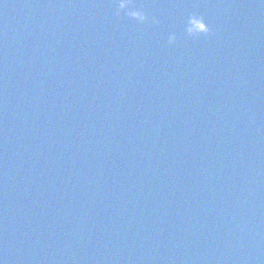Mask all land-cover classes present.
<instances>
[{"label":"water","instance_id":"water-1","mask_svg":"<svg viewBox=\"0 0 264 264\" xmlns=\"http://www.w3.org/2000/svg\"><path fill=\"white\" fill-rule=\"evenodd\" d=\"M121 6L0 0V261L264 264V2Z\"/></svg>","mask_w":264,"mask_h":264},{"label":"clouds","instance_id":"clouds-1","mask_svg":"<svg viewBox=\"0 0 264 264\" xmlns=\"http://www.w3.org/2000/svg\"><path fill=\"white\" fill-rule=\"evenodd\" d=\"M262 2H264V0H262ZM117 4H118L117 15H119V10L124 9V8L121 6V0H117ZM138 12L140 13V18L137 20L138 22L144 23L149 19L148 15L144 11L138 10ZM192 18H195V19L201 21L203 27H201L198 30L192 31L189 27L186 26L185 34L188 37H190L192 39H199L201 37H207L212 33V28L209 27L208 23L205 21L203 16L198 15V14H191L189 16V20ZM151 20H152V23H154V24L159 23V20L155 16L151 17ZM176 41H177L176 34L175 33L170 34L168 37V43L174 44V43H176ZM255 122H256L255 117H253L252 123H255ZM0 264H3V261H0Z\"/></svg>","mask_w":264,"mask_h":264}]
</instances>
